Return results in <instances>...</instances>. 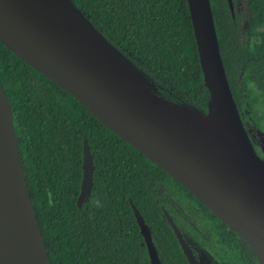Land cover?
Here are the masks:
<instances>
[{"label":"trees","instance_id":"16d2710c","mask_svg":"<svg viewBox=\"0 0 264 264\" xmlns=\"http://www.w3.org/2000/svg\"><path fill=\"white\" fill-rule=\"evenodd\" d=\"M71 1L153 84L157 95L209 112L211 94L188 0ZM248 4L250 27L244 37L243 16L236 10L233 18L228 0H211L221 55L244 124L248 131L253 125L264 130V0ZM0 78L51 264H151L133 205L151 229L162 264H190L165 214L178 216V209L189 213L182 226L197 258L203 255L208 264H259L238 232L1 41ZM85 140L94 183L90 199L79 207Z\"/></svg>","mask_w":264,"mask_h":264},{"label":"water","instance_id":"95a60500","mask_svg":"<svg viewBox=\"0 0 264 264\" xmlns=\"http://www.w3.org/2000/svg\"><path fill=\"white\" fill-rule=\"evenodd\" d=\"M59 1L92 26L71 0ZM228 3L235 18V2ZM188 4L205 82L228 135V145L222 151L190 139L152 101L52 32L24 0H0V41L72 93L107 127L171 175L246 239L259 264H264V158L258 154L233 96L211 0H188ZM93 174V157L85 140L79 207L91 197ZM133 208L151 264H162L150 227L137 207ZM165 214L190 264H201L172 216L167 211ZM0 264H51L21 160L13 110L1 78Z\"/></svg>","mask_w":264,"mask_h":264},{"label":"bare ground","instance_id":"6f19581e","mask_svg":"<svg viewBox=\"0 0 264 264\" xmlns=\"http://www.w3.org/2000/svg\"><path fill=\"white\" fill-rule=\"evenodd\" d=\"M24 2L32 8L35 15L48 24L52 32L79 48L82 53L90 55L93 61L109 69L110 73L119 76L142 97L152 101L155 106L162 109V113L170 122L179 126L183 133L189 134L190 139L210 147L213 151L226 149L228 135L222 116L212 101L209 112L205 113L186 104L164 99L157 95L131 66L117 56L118 51L96 29L63 7L59 0H24ZM69 23H74L77 33L69 30L73 25H65Z\"/></svg>","mask_w":264,"mask_h":264},{"label":"rangeland","instance_id":"374dc122","mask_svg":"<svg viewBox=\"0 0 264 264\" xmlns=\"http://www.w3.org/2000/svg\"><path fill=\"white\" fill-rule=\"evenodd\" d=\"M235 7H236L237 12L243 16L242 24H241V31L243 33V36L246 37L248 34V31H249V27H250L248 0H237L235 3ZM65 25H73L70 27L69 30H71V31L74 30L72 33L76 32V29H75L76 27L74 26V23L73 24L69 23V24H65ZM116 54H118L117 56H119L121 59H123L129 66H131V68L133 70H135L140 75V77L147 82V84H149L150 86H153V84L140 71H138L127 59H125L118 52ZM249 132H250L252 138L254 139V141L256 142V144L258 145V148L260 149L259 155L264 158V130H262L257 125H253V126H249ZM177 213H178V216H176L175 213L173 215L171 214L172 218H174L176 220V222H177L176 224L178 225V227L182 231L185 239L187 240V242L189 243L191 248L193 250H197L196 246L194 245L192 240L189 238V236L186 234V232L182 226V221H184L188 217L189 213L185 210H182V209L181 210L178 209ZM190 217H191V215H190ZM198 260L200 261L201 264H208V261H207L208 259H206V257H203V255H201V256L199 255Z\"/></svg>","mask_w":264,"mask_h":264},{"label":"clouds","instance_id":"9594fccd","mask_svg":"<svg viewBox=\"0 0 264 264\" xmlns=\"http://www.w3.org/2000/svg\"><path fill=\"white\" fill-rule=\"evenodd\" d=\"M95 206L96 207H100L101 206L100 203H99V201H95Z\"/></svg>","mask_w":264,"mask_h":264}]
</instances>
